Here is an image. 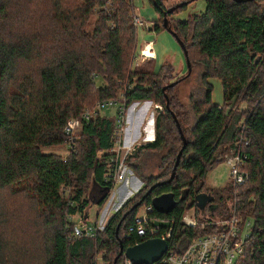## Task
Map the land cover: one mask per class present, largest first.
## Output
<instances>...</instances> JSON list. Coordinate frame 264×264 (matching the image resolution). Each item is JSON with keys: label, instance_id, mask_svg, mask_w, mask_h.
<instances>
[{"label": "trees", "instance_id": "obj_1", "mask_svg": "<svg viewBox=\"0 0 264 264\" xmlns=\"http://www.w3.org/2000/svg\"><path fill=\"white\" fill-rule=\"evenodd\" d=\"M167 1L149 0L162 29ZM194 1L166 15L190 62V73L181 77L170 62L155 73L131 70L137 35L131 0H0V264H97L98 253L103 264H122L121 247L140 241L133 230L138 210L163 194L174 195V210L152 215L172 222L170 250L225 228L211 225L214 218L235 216L240 225L250 220V232L234 264H264V0H203V12L172 19ZM212 79L222 87V106L211 101ZM118 93L126 109L142 101L162 106L153 141L126 159L142 185L94 238L75 237L70 218L78 215L86 224L90 205L102 208L112 192L103 174L114 120L100 114L81 121L71 139L64 128L91 102ZM241 103L247 110H235ZM58 147L67 156L48 151ZM230 152L243 158L248 179L240 187L229 181L207 189V172ZM93 186L102 194L98 201L89 197ZM204 191L216 204L207 220L194 201ZM6 193L25 201L29 212L23 216ZM192 208L202 219L195 229L181 222Z\"/></svg>", "mask_w": 264, "mask_h": 264}, {"label": "built area", "instance_id": "obj_2", "mask_svg": "<svg viewBox=\"0 0 264 264\" xmlns=\"http://www.w3.org/2000/svg\"><path fill=\"white\" fill-rule=\"evenodd\" d=\"M131 19L135 29L140 27L146 28L145 20L135 12L132 14ZM141 47L138 59L154 61L153 43L147 42ZM118 102L116 99L99 102L93 110L85 109L80 118H72L64 128V134L71 139L75 135L76 129L80 127L81 121H88L90 118H95L110 108H117L114 115L113 133L115 139L110 152L111 156L106 163V171L103 174L105 182L111 183L113 188L125 178L126 170H128L126 159L132 156L138 148L133 142H125L126 107L124 103L120 104ZM161 110L162 106L160 104L153 106V111L156 114ZM242 163L243 158L238 154L229 156L225 161L229 172V181L233 186L240 187L248 179V174L241 170ZM128 171L132 175V172ZM152 211L151 206H145L142 213L135 216L133 230L137 233L140 241L135 242L133 246L152 239H161L166 241L168 245L173 232L172 222L153 216ZM181 222L185 227L195 229L198 226L195 209L186 210L182 215ZM240 223V220L235 216H232L229 220L210 223L213 226L225 228L218 230L217 233L204 234L192 240L180 252L170 250L168 245L167 251L161 256V260L155 264H234L244 254L246 240L250 232V220L245 221V224L242 225ZM204 225H207V223H204ZM84 227L85 229L75 228L74 236L86 239L94 238L97 235L96 231L101 230L95 225H84ZM122 264H132V262L123 257Z\"/></svg>", "mask_w": 264, "mask_h": 264}, {"label": "rangeland", "instance_id": "obj_3", "mask_svg": "<svg viewBox=\"0 0 264 264\" xmlns=\"http://www.w3.org/2000/svg\"><path fill=\"white\" fill-rule=\"evenodd\" d=\"M184 1H190V0H168L166 2V9H170L174 6H177L181 4V2ZM131 3L134 7V12L138 14L141 18L145 20L146 28L140 27L136 29V55L135 57H132V63L130 66L131 70H141L143 68L145 71H152L155 73L158 71V69L163 66L166 63H171L173 67V75L178 74L179 76L183 77L187 73L186 68V60H184V55L182 52L181 47L178 45L176 39L174 36L159 26V16L155 12L154 7L150 4L149 0H131ZM205 10V2L203 0H196L194 2H191L190 4L186 5L185 8H183L180 12L177 14L172 15V19L176 21H182V20H188L190 16L196 15L198 13H201ZM154 24H157L160 27V30L153 31ZM152 42L154 46V54H155V60H140L138 59L141 46L144 43ZM198 55L196 56V59H198ZM200 59V58H199ZM130 70V69H129ZM134 80H136L134 78ZM177 81H173L172 83ZM102 83V82H100ZM193 79L188 81V85H193ZM211 86L213 87V93H212V100L213 103L222 106L224 104L223 101V95H222V87H220V83L216 79H212L209 81ZM99 79L96 80V85L98 86ZM171 84V83H170ZM174 84V85H176ZM172 85V86H174ZM172 87L171 85H169ZM182 86V85H181ZM168 87V88H170ZM120 93L117 94L116 100H118V103H123L120 99ZM184 99V97H183ZM121 101V102H120ZM97 101L91 102L89 107L86 109L93 110L96 107ZM150 101H142L140 102H134L131 103V105L128 106L126 109V122H125V142H133L136 144V146L140 147L143 146V144H146L149 141L151 137H149V132H151V125L152 120L156 119V112L153 110L150 111L148 115H146L142 120L141 118V107L142 104L146 107L148 104L149 107L153 108V105H150ZM93 106V107H92ZM242 111L247 110V105L245 103L237 104L235 106V110ZM117 108H110L107 112L101 113L103 115L109 116L111 119L115 120V112ZM83 114V113H82ZM81 114V115H82ZM143 121V126H142ZM176 126L178 125L176 118L174 119ZM179 126V125H178ZM79 129V128H78ZM76 129V132L78 131ZM180 129V127H179ZM124 135V134H123ZM137 148V147H136ZM67 149V148H66ZM48 151H54L55 153H59L62 156H65L67 154L66 150L62 147L54 148V150H48ZM234 155L233 152H230L229 155L225 156L224 162L219 163L215 168L207 172L206 179H205V187L207 189L212 190H219L224 187H226L229 183V172L228 168L225 165L226 159L229 158V156ZM67 156V155H66ZM144 162V158L142 159ZM135 162V161H132ZM143 162V164H144ZM125 178L121 181V183L117 184L116 187L112 189V193L110 192L109 197L107 198L105 205L101 208L96 204H91L87 211V220L86 224L83 219H81L78 215H75L74 217L70 218L72 223L75 224V226L79 229H85V226L88 225H95L98 226L99 229H103V226L106 225V223L110 220V217L116 212L126 201H128L136 192L137 189L135 188L136 184V176L134 177L129 173L128 170H126ZM132 178V179H131ZM89 197L93 198L95 201H98L102 194H100V190L93 186L89 190ZM206 193V191H204ZM9 196V193H6ZM10 199H8L9 202H12L14 207L20 208L22 215L25 216L29 212V207L27 206L25 201H22L21 199H15L9 196ZM215 207V203H213ZM24 210H23V209ZM142 209L138 210V215L142 213ZM210 208L206 207L204 210V220L208 219ZM34 214V212H33ZM29 218H32V215L29 216ZM200 221L202 220L199 217H197ZM203 218V216H202ZM214 222L220 221L219 218L213 219ZM250 228V227H249ZM8 229V227H7ZM6 229V230H7ZM73 229V228H72ZM9 233V230L7 231ZM123 236V235H122ZM74 239V237H73ZM103 257V254H96L94 256V260L97 261V264H103L101 261ZM115 259V258H114ZM105 264V263H104Z\"/></svg>", "mask_w": 264, "mask_h": 264}, {"label": "water", "instance_id": "obj_4", "mask_svg": "<svg viewBox=\"0 0 264 264\" xmlns=\"http://www.w3.org/2000/svg\"><path fill=\"white\" fill-rule=\"evenodd\" d=\"M181 6L182 4H179L170 9H167V11L163 15L164 19H163L162 27L165 31L170 32L174 36L178 45L181 47L185 60H186L187 74H189L190 73V62L187 59V52H186L185 45H183L181 41L178 39V37L176 36V34L171 31V29L168 26V20L166 18V15L171 14L172 12L176 11L178 8H181ZM174 84H176V82L171 83L170 85L172 86ZM176 127L180 133L183 148H185L186 147L185 138L182 134V131H180L179 126L177 125ZM182 149L178 152L175 158L176 162L173 166V169L171 172L172 175L170 179L168 180V183H170L175 176V170L179 164V161H180L179 158L181 156ZM194 201L196 202L195 207L198 211H200V213L204 212L206 207H209L210 209H212L211 204H213V198L208 193L201 192L197 194ZM151 203H152V208L155 212H157L158 214H164V215L170 214L174 210L175 205L177 204V202L174 199L173 194L160 195L159 197L154 198L151 201ZM96 205H98V203H96ZM167 249H168V245L166 241H163L161 239L160 240L152 239V240H146L145 242L139 243L138 245H134L125 250L121 247V251L118 256L122 255L127 260L131 261L132 264H155L161 260V256L167 251ZM114 261L116 263V260Z\"/></svg>", "mask_w": 264, "mask_h": 264}, {"label": "crops", "instance_id": "obj_5", "mask_svg": "<svg viewBox=\"0 0 264 264\" xmlns=\"http://www.w3.org/2000/svg\"><path fill=\"white\" fill-rule=\"evenodd\" d=\"M150 103V102H149ZM141 104V103H140ZM145 105H147L146 107L144 106V104H142V107H141V118H142V120L143 119H145L144 117L146 116V115H148L149 113H150V111L151 110H153V108H151V107H149V105L148 104H145ZM150 105H153L152 103H150ZM105 113V112H104ZM154 122H155V119H153L152 120V125H151V132H152V134L149 132V137H151L150 138V140L149 141H151V140H153L154 139V137H155V132H154ZM142 126H143V121H142ZM133 175V174H132ZM135 177V176H134ZM132 179V178H131ZM136 179V184L137 185H135L136 187V189H137V191L139 190V188L141 187V182L137 179V178H135ZM112 193V192H111Z\"/></svg>", "mask_w": 264, "mask_h": 264}]
</instances>
